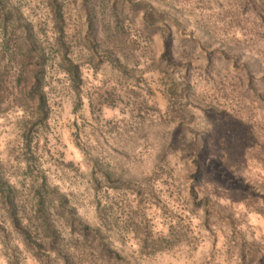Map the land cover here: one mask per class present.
Masks as SVG:
<instances>
[{
  "label": "rangeland",
  "instance_id": "1",
  "mask_svg": "<svg viewBox=\"0 0 264 264\" xmlns=\"http://www.w3.org/2000/svg\"><path fill=\"white\" fill-rule=\"evenodd\" d=\"M61 1L70 57L81 72L78 94L53 67L46 87L48 119L30 132L34 161L29 177L19 121L31 108L20 99L25 82L18 83L17 66L10 67L17 59L4 57L0 166L5 175L20 188L45 179L66 195L84 223L93 228L106 222L111 247L123 262L97 263L264 264V147L253 126L228 106L193 105L191 112L172 108L168 115L175 90L165 89L157 68L142 67L139 37L131 44L124 39L130 34L123 27L126 13L138 9L133 0ZM82 2L96 19L95 54L84 40ZM11 4L48 38L51 25L43 0ZM110 30L111 36L101 40ZM148 31L141 35L146 38ZM183 31L194 51L196 32ZM162 47L160 59L176 67L166 60L168 43ZM188 64L195 67L191 60ZM104 172L113 183L103 179ZM190 186L204 187L199 192L208 194V203L197 205Z\"/></svg>",
  "mask_w": 264,
  "mask_h": 264
},
{
  "label": "trees",
  "instance_id": "2",
  "mask_svg": "<svg viewBox=\"0 0 264 264\" xmlns=\"http://www.w3.org/2000/svg\"><path fill=\"white\" fill-rule=\"evenodd\" d=\"M43 1L51 25L48 38L40 34L22 11L11 4V0H0V74L6 68L2 65L6 55H9L7 60L10 62L17 59L10 67L17 66L18 83L25 82L19 90L20 99L31 108L19 121L22 147L27 155L25 169L29 177L30 165L34 161L30 132L34 126L45 124L49 116L46 92L48 74L56 67L66 76L76 94L81 84L80 68L70 57V43L67 42L65 3L61 0ZM122 2L126 3V0ZM132 5L138 9L147 7L143 0ZM81 10L84 14L81 23L86 29L84 40L88 50L95 54L96 19L85 2L81 3ZM116 11L115 4L113 16H116ZM146 17L144 31L157 22L151 13H146ZM163 42L167 46V40ZM109 56L118 67L121 66L118 58L111 54ZM1 85L0 80V88ZM226 144L229 145V140ZM103 179L113 183L109 172H104ZM18 185L5 175L0 166L1 264H103L97 263L102 259L109 263L123 262L120 254L111 247L106 222L93 228L84 223L66 195L50 187L45 179L30 180L24 188ZM203 188L197 190L189 187L192 199L199 198L197 205L208 203V194L199 192Z\"/></svg>",
  "mask_w": 264,
  "mask_h": 264
},
{
  "label": "clouds",
  "instance_id": "3",
  "mask_svg": "<svg viewBox=\"0 0 264 264\" xmlns=\"http://www.w3.org/2000/svg\"><path fill=\"white\" fill-rule=\"evenodd\" d=\"M145 2L147 7L126 13L123 27L130 34L124 39L131 44L139 37L144 53L142 67L151 64L157 68L164 74L165 89L175 90L168 115L172 114V108L191 112L193 105L228 106L245 116L264 147V0ZM146 13L155 16L157 22L151 24L145 38L141 33ZM185 27L196 32L194 51L192 42L185 39ZM110 36L111 30L102 33L100 39ZM165 39L166 60L176 67L160 59ZM189 60L195 67L189 66ZM186 69H190L187 75ZM164 118L167 120L168 116Z\"/></svg>",
  "mask_w": 264,
  "mask_h": 264
}]
</instances>
